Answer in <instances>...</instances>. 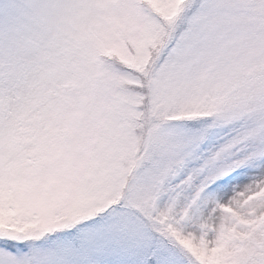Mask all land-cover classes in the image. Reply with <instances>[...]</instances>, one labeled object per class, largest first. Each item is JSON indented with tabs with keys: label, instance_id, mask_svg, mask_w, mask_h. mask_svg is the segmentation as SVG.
<instances>
[{
	"label": "snow or ice",
	"instance_id": "6c2138e0",
	"mask_svg": "<svg viewBox=\"0 0 264 264\" xmlns=\"http://www.w3.org/2000/svg\"><path fill=\"white\" fill-rule=\"evenodd\" d=\"M0 264H264V0H0Z\"/></svg>",
	"mask_w": 264,
	"mask_h": 264
}]
</instances>
